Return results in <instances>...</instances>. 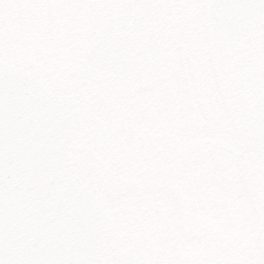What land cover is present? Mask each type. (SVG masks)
Here are the masks:
<instances>
[{"label":"snow or ice","instance_id":"snow-or-ice-1","mask_svg":"<svg viewBox=\"0 0 264 264\" xmlns=\"http://www.w3.org/2000/svg\"><path fill=\"white\" fill-rule=\"evenodd\" d=\"M0 264H264V0H0Z\"/></svg>","mask_w":264,"mask_h":264}]
</instances>
